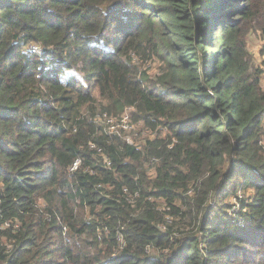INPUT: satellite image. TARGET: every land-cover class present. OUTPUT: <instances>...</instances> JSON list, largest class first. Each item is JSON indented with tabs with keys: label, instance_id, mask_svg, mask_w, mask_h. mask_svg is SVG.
Here are the masks:
<instances>
[{
	"label": "trees",
	"instance_id": "1",
	"mask_svg": "<svg viewBox=\"0 0 264 264\" xmlns=\"http://www.w3.org/2000/svg\"><path fill=\"white\" fill-rule=\"evenodd\" d=\"M257 1L0 0V264H264Z\"/></svg>",
	"mask_w": 264,
	"mask_h": 264
},
{
	"label": "rangeland",
	"instance_id": "2",
	"mask_svg": "<svg viewBox=\"0 0 264 264\" xmlns=\"http://www.w3.org/2000/svg\"><path fill=\"white\" fill-rule=\"evenodd\" d=\"M256 6H259L256 10V13H258L259 11L264 12V9H263L264 1H257ZM247 30L248 31L246 35L244 36V39L246 41V50L248 52V56L246 57V62L248 63L249 72L251 74H254L256 69L260 70V75H259L260 82H261V85L264 87V31L262 30L260 26H257V24L256 25L252 24ZM28 47H29V44L27 45V48ZM135 60L140 66H142L143 68H147L148 72L153 76H156L164 68V64L156 58L149 59L148 62H146L145 60L140 59V57L136 55ZM131 109H128V111H131ZM133 124L136 127V130L133 133V136L135 137V135H137V133L141 129H143L144 126L142 122L134 121ZM162 127H163V129L161 130L162 136L168 137L170 130L166 126H162ZM155 133H156L155 129H151L150 131H145L144 129L142 132V137L152 138L154 137ZM263 144H264V141H263ZM194 193H195V189L189 191V194L191 195ZM239 194L243 195V192L239 191ZM228 201L231 204H236L239 202V199H235L234 197L230 196L228 198ZM195 213L196 211H193L192 216ZM177 222L178 221H175V223Z\"/></svg>",
	"mask_w": 264,
	"mask_h": 264
},
{
	"label": "built area",
	"instance_id": "3",
	"mask_svg": "<svg viewBox=\"0 0 264 264\" xmlns=\"http://www.w3.org/2000/svg\"><path fill=\"white\" fill-rule=\"evenodd\" d=\"M32 47L34 50L38 49L37 44H32ZM104 115L107 116V129L109 132L119 129H130L132 126H134L131 120V116L127 112L120 119L114 116H108L107 113H105ZM128 140L132 142L131 137H129ZM81 161L82 160L80 158H77L71 165V169L78 168L81 165ZM108 162L110 163V160H108Z\"/></svg>",
	"mask_w": 264,
	"mask_h": 264
}]
</instances>
